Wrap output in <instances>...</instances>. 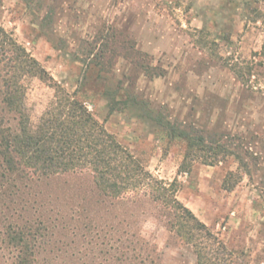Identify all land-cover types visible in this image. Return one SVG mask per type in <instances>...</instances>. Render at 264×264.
<instances>
[{"label":"rangeland","instance_id":"1","mask_svg":"<svg viewBox=\"0 0 264 264\" xmlns=\"http://www.w3.org/2000/svg\"><path fill=\"white\" fill-rule=\"evenodd\" d=\"M0 25L154 178L176 181L210 245L225 247L221 260L264 264V0H0ZM24 84L37 123L55 92ZM130 97L139 105L123 104ZM160 116L232 154L182 172L187 144ZM48 193L92 226L54 237L43 264H197L195 248L132 193L116 207L63 181Z\"/></svg>","mask_w":264,"mask_h":264},{"label":"trees","instance_id":"2","mask_svg":"<svg viewBox=\"0 0 264 264\" xmlns=\"http://www.w3.org/2000/svg\"><path fill=\"white\" fill-rule=\"evenodd\" d=\"M26 78H36L55 92L37 123L26 107ZM131 101L139 105L134 97L123 104ZM118 102L114 98L111 111ZM156 120L186 142L182 172L195 160L213 165L232 154L194 129H183L161 116ZM58 181L103 207H116L132 193L138 203L154 205L168 230L195 248L197 264H237L218 257L227 254L225 247L219 245L218 250L210 245L213 234L176 198V181L167 184L154 178L76 94L56 82L0 25V264H43L40 256L54 237L79 229L82 222L87 229L92 226L85 223L88 215L58 204L48 193V187ZM105 236L109 239L108 232ZM118 242L128 245L131 241Z\"/></svg>","mask_w":264,"mask_h":264}]
</instances>
